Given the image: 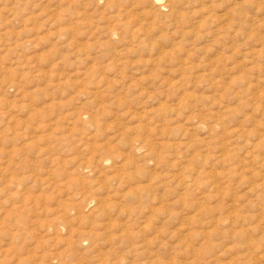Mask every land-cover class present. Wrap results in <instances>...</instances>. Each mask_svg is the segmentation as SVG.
Here are the masks:
<instances>
[{
    "label": "rangeland",
    "instance_id": "1",
    "mask_svg": "<svg viewBox=\"0 0 264 264\" xmlns=\"http://www.w3.org/2000/svg\"><path fill=\"white\" fill-rule=\"evenodd\" d=\"M0 264H264V0H0Z\"/></svg>",
    "mask_w": 264,
    "mask_h": 264
}]
</instances>
